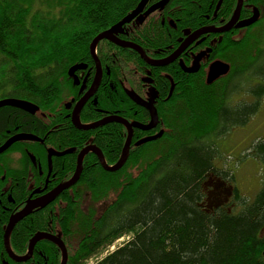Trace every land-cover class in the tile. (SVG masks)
Listing matches in <instances>:
<instances>
[{
  "label": "trees",
  "instance_id": "obj_1",
  "mask_svg": "<svg viewBox=\"0 0 264 264\" xmlns=\"http://www.w3.org/2000/svg\"><path fill=\"white\" fill-rule=\"evenodd\" d=\"M140 1L0 0V101L21 100L38 108L34 114L11 106L0 108V146L17 133L45 139L44 143L19 142L0 155V188L16 176V170L10 168L12 154L23 148L33 153L43 151L41 156L45 158L48 148L79 151L94 144L103 151L109 165L118 162L125 144L121 126L83 132L67 120H50L66 118L65 89L70 68L80 63L93 64V40L121 22ZM217 2L172 0L166 10L171 13L169 16L173 13L183 20L187 17L189 25L208 9L213 12ZM143 34L150 35L142 30L136 33L138 37ZM246 40V32H242L239 46L225 39L223 59L232 64V73L217 89L215 99L211 91L214 87L194 83L200 91L184 94L186 97L173 115L164 111V137L131 156L123 170L106 172L98 158L89 154L80 187L64 194L65 207L64 203L54 207V211L63 213L52 223L50 218L38 219L35 228L34 218H28L25 225L32 222L29 231L23 225L16 227L12 237L14 252L25 253L35 232L52 230L62 235L69 252L68 264H87L124 238L128 240L96 264H263L264 182L253 200L245 198L234 186L230 203L233 207L211 211L207 199L211 175L225 181L235 179L232 172L215 163L219 157L212 140L225 134L230 124L236 125L231 122L234 118L246 117L245 110L251 109L252 116L258 107L244 105L242 109L229 102L241 92L255 94L256 103L264 95V50L259 49L251 59L244 51ZM133 41L144 45L146 37ZM106 44L99 46L98 57L110 67L114 88H121L119 77L123 82L126 73L140 60L133 52ZM109 54H115L114 59ZM243 60L248 63L240 66ZM254 83L263 84L259 91ZM202 97L208 98L206 106H201ZM107 107L118 109L114 101L88 104L82 121L93 122L99 117L96 110ZM159 144L163 145L156 149ZM76 153L57 161H69L67 175L74 173ZM252 155L264 163V139L257 142ZM78 216L81 230L77 233ZM6 221L0 223L1 244ZM54 250L57 251L55 246ZM53 264H59V260Z\"/></svg>",
  "mask_w": 264,
  "mask_h": 264
},
{
  "label": "flooded vegetation",
  "instance_id": "obj_2",
  "mask_svg": "<svg viewBox=\"0 0 264 264\" xmlns=\"http://www.w3.org/2000/svg\"><path fill=\"white\" fill-rule=\"evenodd\" d=\"M160 1L161 0H149L142 12L130 23L126 24L122 32L117 34V38L120 40L138 45L143 50L142 54L129 48H123L111 41L104 40L100 42L97 47V55L99 46L101 43L105 42L107 43L106 47L120 48L124 51L135 53L140 60V64L132 66L131 70L126 73L123 82L118 75V83L121 84V88H114V79L110 67L103 65V62L98 57L102 66V79L96 93L87 100L80 115L81 123L84 125L96 123L104 119L118 118L126 120L129 124L135 123L148 126L152 123V114L147 105H152L158 113V125L150 130L133 128L131 151L141 150L147 144L156 142L164 137L166 130L163 128L161 121L165 114L164 111L169 110V113L173 115L175 109L182 103V99L186 97L184 94H187V92L190 91H200V87L193 85L194 83H203L211 86L210 88L216 87L218 84L224 85L225 78L232 73V65L223 59L225 39L233 40L234 43L237 44L236 46H239L242 41V32H246L247 35L248 31L252 30L259 22L262 23L264 21V16L262 15L264 0H218L213 12H210L208 9L202 14L201 18L195 19L194 22L189 25H187V17L183 20L179 17L177 18L173 13L169 16L171 13L166 9L172 0L163 9L148 13L149 10ZM239 4H241L239 19L227 31L225 28L233 20ZM256 13H259L260 15L257 22L246 28L238 27V25L251 20ZM141 27H144V29H141ZM140 30L148 32L150 35L143 34L141 37H138L136 33ZM161 33L162 35L160 36ZM144 36L146 37V41L143 43L144 45L133 41V39L141 40ZM127 52L126 54L129 55ZM109 57L114 59L115 54H109ZM90 58L92 59L93 64H76L72 66L70 70L77 65L84 66L85 68L76 71L72 76L70 75V70L68 72L66 78L67 87L65 89L67 100L64 103L66 118H51L50 121L59 122L60 120H67L73 127L83 132L95 131L109 125H119L124 128L126 144L130 133L127 127L122 123L111 122L97 129L88 131L79 129L74 123V111L77 105L91 90L98 74L96 62L91 55V51ZM219 61L229 64L230 71L227 75L221 76L212 84H208V75L211 66ZM160 62H165V65H158ZM129 93L136 95L145 105L137 104L131 99ZM99 100H102L105 104H111L112 101H114V106H117L118 109L114 110L113 107L95 109L98 112L99 117L90 123L83 122L82 114L86 106L90 103L98 105ZM232 102L231 99L229 102L230 105ZM59 126L60 124L55 126L48 132V134L56 130ZM161 132L163 135L159 139L137 146L138 142L157 136ZM19 134L33 135L38 138V140L34 141H24L38 143L45 142V139H42L35 134L17 133L11 135L4 144ZM19 142L22 141H18L15 144ZM4 144H2L0 148ZM13 146L6 152L10 151ZM89 146L97 147L94 144H89L86 147ZM83 149L79 151H75L74 149L60 151L57 149L55 150L54 148H48L45 158H42L41 156L43 151L33 153L28 148L16 150L17 153L15 152V154H12V160L14 161L11 163L10 168L16 170L17 174L10 181L4 182L2 185L3 188H0V223L2 222L1 224H3L7 220L3 226L2 244L0 242V264H53L54 260L57 261V259L59 260V264H62L61 250L59 246L52 241L43 239L31 246L33 238L40 233L58 237L63 243H65L60 233H54L52 230L35 232L29 239L25 253L21 255L14 252L12 237L16 227L19 225H23L24 230H31L32 222L25 225L28 218H34L33 226L35 228L38 219L50 218L52 223L54 220H57V216L60 213H63L62 210L59 212L54 211V207H58L65 202L63 196L66 192L72 190L76 186L77 188L80 187L81 179L72 188L63 191L54 201L48 203L45 207L42 205L34 209L28 207L33 202L45 204V199L53 193L55 189L72 179L77 170L79 155ZM65 152L69 153L64 154ZM75 152H77L75 156V170L70 176L67 175L69 161L66 162L63 160L66 159L68 155L74 154ZM139 152H142V150ZM89 154L95 155L93 152ZM58 159L63 160H60L59 163L57 162ZM124 167L121 170H123ZM20 180H22L23 183L20 182ZM225 183L226 181L223 178H218L215 175H211L209 178L207 182V199L211 211L226 207L232 202L234 198V187H232L231 191L227 192V197L225 199L227 201L226 204H223L222 202L215 204L217 201L215 193H210V187L215 190V188H217V186H215L216 184L224 185ZM26 210L31 211L17 221L11 232L10 246L15 256V258H13L6 250L5 233L11 219L17 215H21ZM54 246L57 248V251L54 250ZM54 255L56 258H54ZM59 256L61 258H59Z\"/></svg>",
  "mask_w": 264,
  "mask_h": 264
},
{
  "label": "water",
  "instance_id": "obj_3",
  "mask_svg": "<svg viewBox=\"0 0 264 264\" xmlns=\"http://www.w3.org/2000/svg\"><path fill=\"white\" fill-rule=\"evenodd\" d=\"M148 1L149 0H142L141 3L139 4V6L137 7V9L133 13L126 16L121 22H119L118 24L113 26L111 29L100 33L93 40V42L90 46V51H91V55H92L94 61L96 62L98 74L95 78V81L92 85L91 90L86 95V97L77 105V107L74 111V114H73V120H74L76 127H78L79 129H82V130H87V131L97 129V128L102 127V126H104L108 123H111V122H119V123L124 124L127 127V129L129 130L130 136H129L128 140L126 141L125 147H124L122 155L120 157V160L114 165H109L107 163L105 156H104L101 149H99L95 146L86 147L85 149H83V151L79 155L77 170H76L74 176L72 177V179L69 180L68 182L60 185L57 189H55L53 191V193H51L45 199V204H41L40 202L39 203L33 202L29 205L28 208L34 209V208L41 206V205L43 207H45L48 203L54 201L63 191L72 188L76 183H78L79 180L81 179V176L83 173L84 160H85L86 156L91 152H93L98 157V159H99V161H100V163H101V165L105 171L110 172V173H115V172L120 171L126 165L127 161L129 160V157H130V151H131V147H132L133 128H139L142 130H150L154 127H157L158 122H159V117H158V113H157L156 109L152 105H147V107L151 110V114H152V123L148 126L135 124V123L129 124L126 120H121L118 118L104 119V120H101L99 122L87 124V125L82 124L81 120H80L81 111H82L85 103L87 102V100L90 97H92L96 93V91L100 85L101 79H102V66H101V62H100L98 55H97L98 45L100 44V42L107 40V41L114 42L123 48H129V49H132V50L142 54L143 50L138 45L120 40L119 38H117V34L122 32L124 26L126 24L130 23L133 19H135L142 12L143 8L148 3ZM170 1L171 0L160 1L158 4L153 6L149 10L148 13L157 11L158 9H163L165 6H167L170 3ZM240 9H241V4H239L238 9L235 13V16L233 17V20L225 28L227 31L232 27V25L234 23H236L238 21L239 15H240ZM259 18H260L259 13H256L255 16L251 20H249L246 23H242V24L238 25V27L239 28L249 27V26L253 25L255 22H257ZM158 65H165V62H160V63H158ZM84 68H85L84 66L77 65L70 70V75L72 76L76 71H78L80 69H84ZM229 71H230V65L229 64L221 62V61L214 63L211 66V69H210V72L208 75V84H212L215 80H217L221 76L227 75L229 73ZM129 96L137 104L145 105L143 102L140 101V99L136 95L129 93ZM5 106H11V107L19 108L23 111H26V112H29L32 114H34L38 109L36 107L32 108L31 104L26 102V101L14 100V99L1 100L0 101V108H3ZM162 135H163V133L161 132L157 136L144 139V140L138 142L137 146L151 142V141H154V140H157L160 137H162ZM24 140H33L34 141V140H38V138L33 136V135H27V134L16 135L13 138H11L8 142H6L0 148V155L5 153L7 150H9L16 142L24 141ZM67 153H69V152H65L64 154H67ZM60 155H62V154H60ZM30 211L31 210H26L21 215H17L15 217H13L11 219V222L7 228L6 233H5L6 250L9 253V255L13 258H15V256H14L12 249H11V246H10L11 232H12L15 224L17 223V221L19 219L23 218L24 216H26ZM43 239H48V240L52 241L53 243H55L57 246H59L61 253H62V264H67L68 258H69L68 257V250H67L65 243H63V241L60 238L40 233V234H37L33 238V240L31 241V246L35 245L38 241L43 240Z\"/></svg>",
  "mask_w": 264,
  "mask_h": 264
},
{
  "label": "rangeland",
  "instance_id": "obj_4",
  "mask_svg": "<svg viewBox=\"0 0 264 264\" xmlns=\"http://www.w3.org/2000/svg\"><path fill=\"white\" fill-rule=\"evenodd\" d=\"M262 14L264 16V8H262ZM246 37L247 40L243 46L244 51H247L249 56H251L250 58L253 59L255 54L258 53L259 49L262 48L264 50V21L262 23L259 22L252 30L248 31ZM239 49H241V47ZM240 57H243V54H241ZM247 63L248 61L243 60L240 66H242L243 64L246 65ZM242 82L243 80H240L239 82L241 87ZM262 85L263 84L261 83L258 85L255 83L253 84V86L257 88V90ZM221 88L222 84H218L211 90L213 92L212 95L214 99L218 96V90H220ZM251 93L248 94L247 92H241L238 95H234L232 98L233 102L231 106H241V108L244 109V105H246V107L253 108V106L258 104L257 111L253 113L254 115L249 116V112L251 109L245 110L243 114L246 115V117H244L246 118V120H244L243 117L241 119L234 118L231 122L236 125L230 124L228 126V128L230 129L225 134L221 135L219 138H214L212 140L214 142L215 149L218 151L219 157L217 159V162L215 160V163H217V166L222 170L232 172V174L235 176L234 181H226L224 185L216 184L215 186H217V188L214 187L215 190L210 187V193H215V198L217 200L215 204L220 202L226 204L227 201L225 199L227 197V192L231 191L232 187L234 186H236L241 194L249 200H253L263 186L264 163L261 162V160H259L257 157L253 156L252 152L257 142L264 139V95H262L258 100V103H256L258 98H256L255 94L253 95ZM207 99L208 98L206 97H202L201 106L207 105ZM209 120L214 119L213 117H210ZM162 145L163 144L157 145L156 149L160 148ZM136 153L141 152L132 150L130 152V157L135 156ZM131 162L134 163V160H131ZM63 207H65V203L63 204ZM231 207L233 206L231 205ZM79 220L80 216H78L77 218V233L81 230L79 224L81 222ZM127 240L128 238L119 240L114 247L94 257L87 264H96L97 261L102 259L109 252L124 244ZM59 258L61 257L59 256Z\"/></svg>",
  "mask_w": 264,
  "mask_h": 264
}]
</instances>
